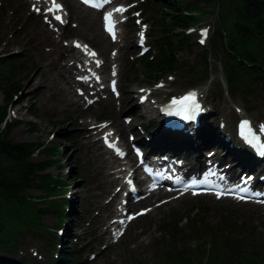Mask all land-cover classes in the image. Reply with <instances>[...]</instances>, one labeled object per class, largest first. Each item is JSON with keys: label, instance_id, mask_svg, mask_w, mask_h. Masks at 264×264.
I'll list each match as a JSON object with an SVG mask.
<instances>
[{"label": "rangeland", "instance_id": "rangeland-1", "mask_svg": "<svg viewBox=\"0 0 264 264\" xmlns=\"http://www.w3.org/2000/svg\"><path fill=\"white\" fill-rule=\"evenodd\" d=\"M9 2L11 11H14L13 15L10 13L8 8H5L4 5L0 7V56L5 55L7 60H14V64H11L12 66H4L0 61V72H2V69L4 68L7 69L10 71V76L12 79L15 81H20L24 85L22 92L19 94L20 97L18 99H14V104L12 102L9 108L13 107V109L18 112V115L21 117V119L24 118L26 120L40 121L41 126L43 127L39 131L33 132L30 130L29 124L27 122L20 123L12 128L10 137L17 142L37 140H46L47 142H50L48 141V136L51 133L50 131H54L56 129L54 136V139H56H53V142L57 141L61 145L65 146V153L61 156L62 160L60 161V163H64V166H62V168L52 167L49 169V171L54 175H60L61 170L63 174L66 175L65 186L68 184L66 190L74 192L75 195H77L79 198H82L81 205L78 207V216L76 217L78 224L76 228L75 224L73 226L75 228V233L78 235L82 231H86L85 235L89 236V239L86 242H89L93 237L91 225L84 226L82 221H80V218L85 217L88 221L92 222L93 218L91 215L94 212L92 210V206L94 203L101 205V202L105 197L101 196L103 190L105 189L103 184L104 174L99 171L100 164L97 160V150H94L92 146L87 144V142L82 141L80 138L77 140L78 148L74 149V144L64 139L63 133H67L69 137L72 134L70 132L79 130V128H83L87 124H80L76 122L77 118L75 119L74 116L77 115L78 117H81L83 115L82 107L80 105L70 104L67 102L65 99V93L62 90H58L57 93H55L54 89L52 88L53 79L48 81L49 86L46 90H43L44 92L35 91L31 93V103L33 104L32 107L29 106L31 104L28 100H26L23 104H17L27 92L32 90L29 89L30 87H27L28 81L34 74H36V72L40 70V64L47 59V57L44 55H40V50H42L41 47L40 49L37 48V46H41V39L46 38L47 33L44 31L41 23L38 20L27 19L28 12L23 0H9ZM69 3L70 2L67 1L68 6H70ZM217 3L218 1H216L217 7L215 6L214 8L205 4H201V6H203L204 9L208 11V13L211 10L216 11L219 8L222 10V7ZM72 13L75 14L73 9ZM216 19L217 18L215 17L214 13L211 11L209 16H203L201 18L200 24H204L211 20L213 21L214 31L217 28ZM217 22L219 26L218 19ZM98 24L99 29L101 30L99 17ZM154 30L155 28H153L151 32L152 36L154 34ZM77 33L80 35L84 34V36L87 38L92 37L91 32L84 33L81 30L78 32L75 30L74 34ZM154 38L152 39L153 42L155 40ZM92 39L93 41H96L95 38ZM100 48L102 49V47ZM15 49L20 50V52L13 54L12 50ZM201 52V47L195 43L192 47L180 49L179 55L182 59H188L190 62L189 64H191L192 61L197 62L200 69L203 66L202 62L204 61L199 57ZM14 55L18 56V58L13 59L15 58L12 57ZM208 57L210 63L212 64V69H210L211 73H214L215 78L216 76L219 77L222 73L224 77L223 54L211 52L208 53ZM33 59L36 60V63L34 64L32 63ZM199 59H201V61ZM17 64L18 66H16ZM47 71L49 70L46 68L44 70L45 75L47 74ZM146 77L147 76L143 72L142 68H133L131 64V58H126L122 61L121 80L123 84V90L126 91L143 84ZM195 80V78L190 77L189 73L185 79V84H197L195 83ZM136 81L141 82L137 84ZM219 84L220 87L218 88H221L222 84ZM3 92L2 86L0 87V106H3L6 102V97ZM231 94L241 100V95L235 93ZM252 97L264 103L263 93L252 95ZM252 97L248 100V102L245 103L249 104V107L256 106ZM126 98L130 100L132 98V94H128ZM45 99L49 101L48 106L43 103ZM218 101L221 104V94H219ZM54 103H57L56 110L51 111L50 108ZM130 105H132V102H129L126 107H129ZM109 106L112 108L111 110L107 111L108 114L106 116L112 118L116 117L118 108L114 107L113 102L110 103L108 101L103 102L100 105V108H93L91 113L87 112V115L98 116L100 119L103 116L104 108H109ZM36 111L39 115H37ZM34 113L37 115V117L33 115ZM7 119H9V116H7ZM51 120H57L59 122L58 125L53 123ZM141 121L142 120L139 118L136 123L138 124ZM45 158L46 156L44 154H37L35 156L36 160H44ZM79 162L82 166H84V168L78 167ZM80 169H82L86 174L85 178L81 180L77 178V174ZM114 185L115 184L109 187V189L112 190ZM31 193L35 196H40V194H42V190H33ZM61 197L62 196H59L57 200L61 201ZM183 215H187L188 221L184 222L182 220L180 223L181 233L185 234V231L188 230L191 232V234H193V228H197V236L194 238L192 237L189 239L187 244H185L188 251H194L198 243H202L203 245L205 243V245L208 246L211 243V237L209 235L208 229L216 225L225 216L231 215L234 220H238L239 222L251 223V219L254 218V224H257V221H262L264 223V211L258 210L252 205L233 204L227 201H216L210 197L198 199L186 198L183 201L171 203L166 207L161 208L157 212L152 213L150 216L135 222L131 230L117 246L113 247L111 251L98 258L97 264H165L164 261L166 255L164 253L166 248L173 249V246H175V249H177L178 247L174 243V245L171 243V238L167 233L162 235L158 227L161 226L164 221H177ZM191 218L193 221L198 220L199 223L196 226H194V224L188 226ZM43 221H45L49 227H55L53 226L55 220L51 213L45 215L43 217ZM29 233V235H25L19 240V245L17 244L14 249L15 252L17 251L18 247H24L27 243H45V239L43 237L31 232ZM159 234L161 235L158 236ZM256 234V238L261 241L264 236V227ZM225 237H228L232 241L241 239L240 237H235L234 232L229 230L221 231L219 240ZM242 239L243 246H246V237ZM133 245H135L136 248H132ZM225 246L226 245L220 246L221 251L224 250ZM88 254L89 253H82L81 264H87L86 257ZM114 254L117 255L115 260L111 258V255ZM203 262L204 264H212L207 256H204Z\"/></svg>", "mask_w": 264, "mask_h": 264}, {"label": "trees", "instance_id": "trees-1", "mask_svg": "<svg viewBox=\"0 0 264 264\" xmlns=\"http://www.w3.org/2000/svg\"><path fill=\"white\" fill-rule=\"evenodd\" d=\"M208 1H218L223 8L221 27L226 28V36L220 35L215 41L225 49L231 72H240L249 78L250 68L253 74L259 71L257 64H260L262 56L264 57V0ZM165 6L166 17L161 32L164 34V39L168 41L167 45L170 48L176 46L175 40L180 45H185L188 40L182 36L180 28L187 25L188 18L172 1L165 2ZM172 50L166 53L164 63L168 66L173 65L175 61ZM11 85L3 86L0 80V87L3 86L6 97L5 105L0 106V238L5 234L9 240H12V230L22 229L25 224L34 221L39 214L25 191L35 187L37 180L45 182L44 177L39 174L45 165L31 159L35 148L43 143L12 142L9 137L12 124H4L12 91L19 87L18 83ZM29 124L31 130H37L39 127L34 121ZM48 150L56 153V148ZM46 184L50 187V184ZM51 188L54 186L52 185ZM66 252L67 247H65L64 255ZM263 255L264 251L257 256L243 257L241 264H264ZM173 264L188 263L181 258Z\"/></svg>", "mask_w": 264, "mask_h": 264}, {"label": "bare ground", "instance_id": "bare-ground-1", "mask_svg": "<svg viewBox=\"0 0 264 264\" xmlns=\"http://www.w3.org/2000/svg\"><path fill=\"white\" fill-rule=\"evenodd\" d=\"M75 12H76V16L80 17L82 21L85 22L84 26L82 27V29L85 31H91L93 33L96 34V37H100L99 41H101L103 43V51H105V46L110 45L108 43V39L100 32L99 27H98V18H97V13L93 10L90 9H85L82 7H75ZM44 70H45V64L42 65V68L38 71V73H36L35 75L32 76L31 80L29 81V84L27 85V87H30V89H44L48 86V80L51 79V77L54 76V79H56V74H63L64 72H68V70L66 69V67H57L56 71L57 73L54 75V73H51V71H49L46 75L44 74ZM212 77L214 78V74H212ZM64 80L66 82V84L70 83V77H64ZM56 85H58L59 87L62 86L61 83L56 82ZM163 89H160L159 92H161ZM129 92V91H128ZM127 91L124 92V98L126 96V94L128 93ZM29 94L31 93V91L28 92ZM129 100H127L128 102ZM115 122L117 123L118 126H124V124L120 121V120H115ZM211 129L214 132V136L217 140V143L223 147V146H227L225 143V140L221 137V133L223 132L221 129H217L215 124H211ZM153 133V140H156V132L152 131ZM206 147V143L203 142V139L201 136L197 135L196 138L193 137H189L188 138V149H185L183 152L187 155V159L189 160L190 157H192L193 159L195 158V160L198 161H202L203 160V150ZM111 176H108V179H111ZM110 210L114 211L112 209V205H110L108 207ZM75 210V207H74ZM68 228H70V224H68Z\"/></svg>", "mask_w": 264, "mask_h": 264}, {"label": "snow or ice", "instance_id": "snow-or-ice-1", "mask_svg": "<svg viewBox=\"0 0 264 264\" xmlns=\"http://www.w3.org/2000/svg\"><path fill=\"white\" fill-rule=\"evenodd\" d=\"M87 2H88V0H85V3H87ZM56 7L59 8L60 6L57 5ZM116 11H122V9H117ZM110 17H111V13H109L108 16L105 17V20L108 21V20L110 19ZM55 18H56L57 20H61V22H63L62 19H61V17L56 16ZM109 31H111V29H109ZM205 34H206V33H205ZM113 36H114V33H113ZM203 42H204V41L201 40V43H203ZM185 99L187 100L188 97H185ZM218 195H219V194H218Z\"/></svg>", "mask_w": 264, "mask_h": 264}]
</instances>
